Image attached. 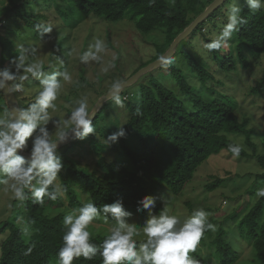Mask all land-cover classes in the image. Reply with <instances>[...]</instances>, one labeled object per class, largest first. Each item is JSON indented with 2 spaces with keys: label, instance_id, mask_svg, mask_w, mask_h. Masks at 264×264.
Wrapping results in <instances>:
<instances>
[{
  "label": "trees",
  "instance_id": "1",
  "mask_svg": "<svg viewBox=\"0 0 264 264\" xmlns=\"http://www.w3.org/2000/svg\"><path fill=\"white\" fill-rule=\"evenodd\" d=\"M9 1L13 4L2 12L0 23L13 19L15 25L11 29H4V32L13 34L14 30L19 28L17 23L21 20L22 25L32 31L34 37L39 38L35 25L45 22L47 14L31 10L33 3L31 6L28 5L29 0ZM211 1L42 0L41 3L47 9L50 8L51 2L57 6L62 2L68 3L82 18L92 14L100 19L116 22L128 17L142 33L161 29L165 45L162 50L160 47L157 48L161 50L156 56L158 57L167 49L174 37ZM240 4H243V0ZM216 11L217 9L199 23L190 35L199 33L205 42L213 37L215 27L220 28L225 22V19L221 24L212 22L213 18L220 16ZM26 12H30V15H26ZM241 14L245 17L246 23L239 31L233 33L228 41L226 53L223 54V49L209 52L217 70L224 74L234 71L238 62L244 67L248 66V54L257 58L264 55V9L253 14L245 7ZM210 25L213 30L210 29ZM204 27H207V33ZM9 36L6 33L0 36L1 67L6 65L7 56L12 50L13 39ZM184 40L178 44L174 53L184 59H181L182 65L174 62L167 67L174 87L151 78L141 85L135 100H130L128 94L127 96L125 93L122 94L127 111H125L127 117L122 125L127 130V137L110 146L113 153L111 158L102 155L108 145L106 139L99 140L96 135L88 138L91 150L99 156L94 168L79 164L80 162L69 154L73 147L82 142H70L61 147L60 154L66 170L59 179L67 188V204L62 198L46 201L43 207L31 201L24 205L13 201L16 212L13 216L0 221V234H5L0 239V264H57V252L62 246L64 233L63 216L89 200L95 202L97 206H102L104 203H112L118 196H123L125 207L135 213L137 200L146 194H154L159 186H166L173 195L181 194L204 160L222 149L228 150L229 144H237L228 138L227 133L244 137L245 146H248L249 150L242 146L240 156L255 157L262 168L257 178L264 183V154L257 152V145L252 138L254 129L247 127L246 123L239 119L235 111L236 101L231 96L207 85L209 79H215L214 70L209 68L206 59L197 52L184 49L185 46L192 44L190 40L187 45L179 47ZM217 82L222 84L221 80ZM109 89L110 87L105 92ZM263 90L264 69L256 84L250 88V92L254 94ZM103 106L93 121L97 135L102 133L99 113L105 111ZM4 107L5 103L0 104V110ZM110 117L111 115L107 113L106 123ZM116 119L113 122H116ZM116 127L118 126H115L114 131ZM261 145L264 150V134ZM225 180V177H212L204 185L205 189L215 190ZM187 205L190 209L191 202H187ZM160 207L158 203L157 214ZM206 210L210 211L207 207ZM135 215L145 218L144 213ZM236 216L237 214L233 213L226 216V220L230 219L229 225L225 223L216 225L217 231L207 243L211 249L209 253H202L200 248H197L190 256L198 260L199 264H245L247 255L242 254L244 252L242 251L239 259V254L232 244L234 237H237L246 241L245 246L253 248L258 264H264V198L257 199L238 219ZM209 219L211 223H216L213 217ZM25 224L32 229L30 237H25L21 231ZM107 230L105 231V227L98 228L96 232L90 230L93 242L101 243ZM229 232L233 235L228 236ZM211 233L206 232L201 241ZM32 245L34 247L31 254L24 255L26 249ZM73 264H101V258L97 256L92 261H84L81 258L75 260Z\"/></svg>",
  "mask_w": 264,
  "mask_h": 264
},
{
  "label": "clouds",
  "instance_id": "2",
  "mask_svg": "<svg viewBox=\"0 0 264 264\" xmlns=\"http://www.w3.org/2000/svg\"><path fill=\"white\" fill-rule=\"evenodd\" d=\"M220 2L214 0L215 4ZM245 7L255 14L264 9V0H243V4L233 0L226 11L227 22L218 34L206 42L201 41L204 50L212 52L227 47L233 33L246 23L241 14ZM53 28L46 22L35 25L41 42L51 41ZM12 51L15 55L9 56L7 64L0 67V94L23 95L25 82L30 79L38 81L39 91L27 107L6 106L0 115V186L20 205L31 201L43 207L46 201H56L67 194V188L58 179L66 170L61 146L95 137L96 109L90 110L87 97H80L64 118L53 117L51 112L57 110L56 101L63 84L72 82L71 74L66 68L61 70L53 64H49L46 71L44 60L38 57L39 45L17 43ZM106 51L105 41L96 39L79 56V61L82 64L99 63ZM158 63L167 68L174 63V58L168 54L160 55ZM60 64L62 67L63 61ZM108 70V67L104 68L105 72ZM123 88L124 84L119 80L113 82L108 95L102 98L103 102L111 101L117 107H124ZM126 137L127 130L121 125L107 135L106 142L110 147ZM242 150L240 144L228 145L233 157L238 158ZM255 196L264 198V187L258 188ZM158 203L161 205L159 214L156 211ZM136 213L145 214L141 224L133 219ZM210 216L203 207L194 209L183 219L170 214L163 193L142 196L136 202L135 213L125 207L123 196L102 206L89 200L63 216L64 233L57 252V264H73L81 258L92 261L97 256L101 258V264H199L190 253L197 250L206 232L217 231ZM101 218L105 223H114L103 241L97 244L89 229ZM21 231L25 237L32 235L28 224ZM33 247L29 246L24 255L31 254Z\"/></svg>",
  "mask_w": 264,
  "mask_h": 264
},
{
  "label": "rangeland",
  "instance_id": "3",
  "mask_svg": "<svg viewBox=\"0 0 264 264\" xmlns=\"http://www.w3.org/2000/svg\"><path fill=\"white\" fill-rule=\"evenodd\" d=\"M240 1L238 0L239 3ZM28 2L30 6L33 3L31 10L47 14L45 22L54 26L51 41L41 42L39 38L33 36L32 31L22 25L21 20L17 23L19 24V28L15 29L13 34L4 32V29L8 30L14 27L15 23L13 19L8 20V22L7 20L5 22L1 21L0 36H3L5 33L6 35H10L9 37L13 39L12 49L17 43L39 45L38 57L44 60L46 71L49 70L48 65L53 64L57 68H61V70L66 68L71 74L72 82L63 84L61 94L56 101L57 110L55 112H51L50 110L51 115L55 118H64L71 111L75 101L80 97H87L89 108H91L98 96H100V93H104L106 89L111 87L113 82L128 78L139 68L156 59L157 54L165 45L161 29L142 33L135 28L133 21L129 20L128 17L116 22L106 21L92 14L82 18L74 11L73 6H70L68 3L62 2L61 5H58V8L57 4L51 2L50 8L47 9L41 3L42 0L40 2L38 0H29ZM232 2L233 0H226L219 9L217 8L216 13L220 14V16L213 18V23L217 22V24H221L224 19V23L227 22L226 11ZM12 4L13 2L9 0H0V15L2 12L8 10ZM30 12H26V15H30ZM221 27H215L214 29L210 25V29H214L212 35L218 34ZM96 39L104 40L107 46L106 53L102 54V61L99 63L90 62L89 64L80 63L79 56L88 50L89 45L93 44ZM189 40L192 44L185 46L184 49L193 53L197 52V54L206 59L209 68L212 71L214 70L215 79H209L207 85L219 89L222 93L231 96L236 101L237 107L235 111L237 116L241 121L246 123L247 127L254 129L252 138L257 145V152L258 154H264L261 145L264 134V90L254 94L250 92V88L256 84L262 75L264 55L257 58L254 55L248 54V66L244 67L238 62L237 68L234 71L224 74L217 70V66L209 55V52L203 49L201 41L205 40L202 39L199 33L187 37L179 47L183 44L187 45ZM228 46L223 48V54L226 53ZM159 47L161 48L160 51L157 49ZM12 54L15 55V52L11 50L7 58ZM173 58L175 64L182 65V60L184 59L181 56L179 57V55L175 54ZM60 61H63L62 67ZM109 65H114V67H109ZM105 67L109 68L107 72L104 71ZM184 71L187 73L186 69ZM151 78L170 87L175 86L173 79L168 74L167 68L159 66L143 74L135 83L124 88L121 92V98L122 94L125 93V96H127L126 94L129 95L130 100H135L141 85ZM218 80H221L222 84L218 83ZM25 88L26 91L23 95H16L21 107H27L29 103L33 102L36 93L39 91L38 81L34 79L26 81ZM2 103H5V101L3 96L0 95V104ZM103 107L105 111L103 112L102 110L99 113V124L102 127V133L107 136L114 131L115 126L123 124V121L127 117V111L125 104L121 108L111 101L106 102ZM107 113L111 115L108 123L105 120ZM0 115H3V110H0ZM115 118H117L116 122H113ZM49 128L51 129L52 126L49 125ZM54 133L55 130L53 129V135ZM102 133L99 135L103 138L97 134L96 138L104 141L106 136L102 135ZM226 135L230 140L248 149V146H245L242 135L234 133H227ZM79 143L81 144L73 147L69 154L73 155L81 165H88L91 168L96 167V161L99 156L95 151L91 150L90 140L79 141ZM102 155L106 158L112 157L113 153L108 145L102 152ZM261 172L262 168L255 157L239 156L237 158L233 157L227 149H222L217 154L210 155L197 167L192 180L181 194L173 195L166 186H159L154 194L163 193L168 201L170 214L180 216L182 219L189 216L192 210L196 208L203 207L206 210L207 207L210 209V217L216 219L214 225L219 223L229 225L230 219L226 220L227 215L230 213L237 214L236 219H238L257 200L255 196L256 190L264 187L262 180L257 178V175ZM215 176L225 177L226 180L215 190H206L204 185L210 178ZM62 200L67 204V195L62 197ZM13 201L11 194L4 192L3 187L0 186V221L13 216L16 212L17 209L14 210L13 206L15 201ZM187 202H191L190 209ZM133 219L138 224H141L144 220V218L137 215H134ZM113 223L112 221L105 223L102 219L101 221L94 222L89 230L96 232L98 228L105 227L106 231ZM231 228H233V224ZM231 233L229 232L228 236ZM4 235L0 234V239ZM214 235L215 233L212 232L210 236H206L203 241H200L197 248H200L202 253H209L211 249L207 243ZM245 243V240L237 237H234L232 241L235 250L239 254V259L240 253L244 251L242 254L247 255L245 264H258L255 251L252 247L248 248V246H245L247 245Z\"/></svg>",
  "mask_w": 264,
  "mask_h": 264
},
{
  "label": "water",
  "instance_id": "4",
  "mask_svg": "<svg viewBox=\"0 0 264 264\" xmlns=\"http://www.w3.org/2000/svg\"><path fill=\"white\" fill-rule=\"evenodd\" d=\"M225 1L226 0H221V2L219 4H215L214 0H212L208 5H206V7L199 14H197L194 17V19L182 31H180L174 37V39L171 41L170 45L167 47V49L161 55L168 54V55L173 56L175 51H176L178 44L182 40L186 39L195 30L196 26L199 23L204 21L210 13H212L215 9H217ZM1 53H2V45L0 43V59H1ZM159 66H160V64L158 63V57H157L153 61H151L148 64L139 68L136 72H134L128 78H126L120 82H122L124 84V88H126V87L132 85L133 83H135L139 79V77H141L143 74H145L149 71H152L153 69H155ZM0 67H1V65H0ZM109 90L107 92H105L104 94L100 95L96 99V101L94 102L93 106L90 108V110L96 109L95 116L100 111L102 106L106 103V102H103L102 98L106 97L108 95ZM2 96L4 98L6 106L15 105V104H18L20 106L19 101L17 99V96L9 95L7 93H2ZM98 105H99V107H98ZM68 144H70V143H68ZM68 144H66V145H68ZM66 145H63V146H66ZM63 146H61V147H63Z\"/></svg>",
  "mask_w": 264,
  "mask_h": 264
}]
</instances>
